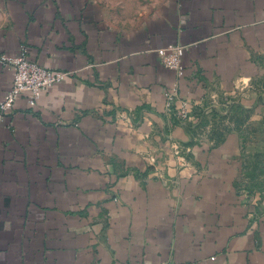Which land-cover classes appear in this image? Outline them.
Masks as SVG:
<instances>
[{
	"label": "crops",
	"instance_id": "obj_1",
	"mask_svg": "<svg viewBox=\"0 0 264 264\" xmlns=\"http://www.w3.org/2000/svg\"><path fill=\"white\" fill-rule=\"evenodd\" d=\"M22 48L68 74L0 112V264H264L241 135L175 115L262 77L264 0H0V54Z\"/></svg>",
	"mask_w": 264,
	"mask_h": 264
},
{
	"label": "rangeland",
	"instance_id": "obj_2",
	"mask_svg": "<svg viewBox=\"0 0 264 264\" xmlns=\"http://www.w3.org/2000/svg\"><path fill=\"white\" fill-rule=\"evenodd\" d=\"M201 141L211 142L234 131L241 135L244 149V187L262 189L264 183V74L248 88L227 93L213 92L194 105L185 120Z\"/></svg>",
	"mask_w": 264,
	"mask_h": 264
},
{
	"label": "built area",
	"instance_id": "obj_3",
	"mask_svg": "<svg viewBox=\"0 0 264 264\" xmlns=\"http://www.w3.org/2000/svg\"><path fill=\"white\" fill-rule=\"evenodd\" d=\"M182 54L183 46L171 45L160 51L161 62L165 67L180 72ZM0 64L13 74L12 84L0 101V112L12 110L21 97H26L28 103L35 106L43 92L49 91L68 74L49 69L31 60L24 48L19 54H0ZM189 113L190 109H188L187 103L183 102L182 106L176 110L175 115L181 120H186L189 118Z\"/></svg>",
	"mask_w": 264,
	"mask_h": 264
}]
</instances>
